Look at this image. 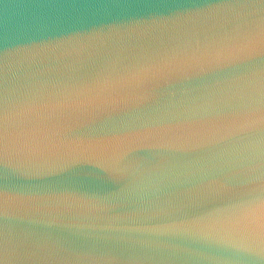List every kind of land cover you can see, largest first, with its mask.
<instances>
[{
    "label": "water",
    "instance_id": "1",
    "mask_svg": "<svg viewBox=\"0 0 264 264\" xmlns=\"http://www.w3.org/2000/svg\"><path fill=\"white\" fill-rule=\"evenodd\" d=\"M264 0H0V264H264Z\"/></svg>",
    "mask_w": 264,
    "mask_h": 264
},
{
    "label": "clouds",
    "instance_id": "2",
    "mask_svg": "<svg viewBox=\"0 0 264 264\" xmlns=\"http://www.w3.org/2000/svg\"><path fill=\"white\" fill-rule=\"evenodd\" d=\"M261 223L264 224V205H261Z\"/></svg>",
    "mask_w": 264,
    "mask_h": 264
}]
</instances>
